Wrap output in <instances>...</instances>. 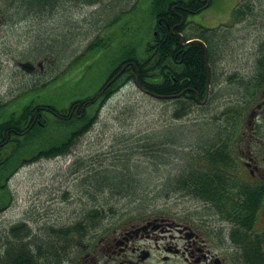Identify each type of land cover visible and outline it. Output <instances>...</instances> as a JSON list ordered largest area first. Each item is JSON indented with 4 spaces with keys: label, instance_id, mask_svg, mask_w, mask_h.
<instances>
[{
    "label": "rangeland",
    "instance_id": "obj_1",
    "mask_svg": "<svg viewBox=\"0 0 264 264\" xmlns=\"http://www.w3.org/2000/svg\"><path fill=\"white\" fill-rule=\"evenodd\" d=\"M236 2L212 0L209 7L189 14L186 34L200 31L198 27L229 24ZM151 3L152 0H96L94 4L76 8L66 4L59 9L58 17L46 20L0 17V103L7 101L0 107V123L11 114L18 115L29 104H50L63 110L73 100L90 98L124 59V52L135 49V55L143 57L146 43L154 35ZM97 37L106 40L103 42L106 47L87 52L68 66ZM225 45L223 52L228 53L232 44ZM26 61L35 66L32 73L19 68L18 64ZM224 62L227 72L231 71L230 61ZM40 65L41 70L36 67ZM94 108L89 105L86 112L91 114ZM172 110V101L140 93L132 80L113 90L104 104H99L90 130L68 147L70 155L18 167L7 183L12 195L8 204L5 189H0V208L7 204L0 210V232L5 228L8 231L10 225L19 221L29 223L32 235L40 234L43 227L55 221L65 225L74 222L93 205L90 188L82 178L89 177L88 168L110 174L120 171L143 182L142 188L134 190L131 196L113 200L115 210L122 216L168 215L184 209L185 199L177 192L169 194V178L183 172L180 167L194 150L201 155L204 146L215 141L217 130L211 118L202 117L196 107L181 120L172 119ZM47 121L42 136L20 148L16 160L27 159L32 152L63 135L62 122L49 116ZM147 144L155 152L165 149L159 153L165 157H153L154 152L146 154ZM10 153V147L0 152L3 172L8 165L3 158ZM192 157L198 159L197 154ZM108 192L97 196L99 204L109 200ZM32 218L37 222H32Z\"/></svg>",
    "mask_w": 264,
    "mask_h": 264
},
{
    "label": "flooded vegetation",
    "instance_id": "obj_2",
    "mask_svg": "<svg viewBox=\"0 0 264 264\" xmlns=\"http://www.w3.org/2000/svg\"><path fill=\"white\" fill-rule=\"evenodd\" d=\"M0 17H28L23 0L22 4L0 0ZM216 28L214 37L208 38L216 41L217 34L219 45L210 54L207 45L204 50V88L198 93L180 85L179 94L164 96L168 101L191 100L192 92L191 101L202 117L223 122L216 127L212 145L222 152L191 160L199 163L197 171L212 172L213 196L183 189L180 197L185 208L180 211L139 217L105 215L95 232L90 229L85 237L74 239L76 245L65 264H250L246 262L250 256L264 264V0H237L229 24ZM225 43L232 44L228 53L223 52ZM176 57L172 61L179 65L182 55L179 61ZM225 59L231 71L227 72ZM124 73L132 75L127 69ZM84 104L70 102L64 118L56 119H81L91 103L82 110ZM40 112L33 111L35 124H44ZM208 163L214 167H207ZM183 169L188 171L187 163ZM9 180L10 173L5 185ZM6 192L10 198L7 188Z\"/></svg>",
    "mask_w": 264,
    "mask_h": 264
},
{
    "label": "trees",
    "instance_id": "obj_3",
    "mask_svg": "<svg viewBox=\"0 0 264 264\" xmlns=\"http://www.w3.org/2000/svg\"><path fill=\"white\" fill-rule=\"evenodd\" d=\"M95 1L96 0H23V6L28 13V17H31L30 19L32 21H37L54 17V11H56L58 7H64L67 3L73 4L74 8H76L81 4H94ZM209 1L211 2V0H200V2L198 0H152L151 15L155 19L153 27L155 34L152 35L146 43L143 50L144 56L137 57L135 55V49H129L127 52H124V59L121 60L117 68L119 69L122 67L121 65L133 62L136 66L140 86L156 95L170 96L179 94L181 91L180 85L194 89L199 93L200 90L204 88L206 81V69L204 66L205 48L201 43L194 41L187 45H182V43L189 39L184 34L187 24L183 22V20L189 14L200 11ZM19 2L22 4V0H19ZM19 19L27 20L26 17H20ZM114 22L115 19L108 23L113 24ZM108 23H106V25ZM199 29L201 30L196 32L192 38L203 39L210 54L211 51L216 50L219 45L216 42L217 37H215L216 41H212L208 37L213 38L214 36L212 35H214V32H211L207 37L205 32L208 29ZM181 35L183 37H181ZM97 38L95 41H92L74 61L79 60L80 57L82 55L84 56L87 52L94 51L100 47H106L103 44L106 40ZM175 55H177V61L180 60V56L182 55V61L179 65H176V61H172ZM54 57L58 59L55 54ZM115 71L113 70L107 79H110ZM128 80H130V77L124 74L119 82H121L120 84L123 82L127 83ZM169 82H171V85ZM116 87L117 85L114 84L108 89L100 105L104 104L107 98L111 96L112 91L115 90L113 88ZM95 95L96 93L92 98ZM189 96L190 99L193 100L191 97L193 96L192 92L189 93ZM84 100H77L76 102L83 103ZM191 100L188 98L174 99L172 101V119L181 120L192 108L193 101ZM5 104L6 103H0V107L5 106ZM46 107L59 113L58 109L53 105L47 104ZM35 108V104H29L25 106L18 115L11 114L6 120L0 123V152L2 148H4L1 146L5 141L6 133H10V141L8 144L11 142L15 143L12 146V153L6 158H3L8 161V165L4 172V165L0 166V173L2 172L0 174L1 178H6L9 173L13 172L24 163L37 161L41 158L51 159L56 156L66 155L69 152L68 147L70 144L90 130V127L95 121V114L97 111V108H94V111L89 114L85 110L81 119L71 118L62 121L64 129L61 127L60 133H63V135L59 139L44 148L35 150L27 159L16 160V154L19 149L26 148L33 140L40 138L42 136L41 132L48 126L49 122L47 120L43 128L37 125L30 126ZM12 131L21 134L24 141L20 143L19 138L17 139V137H15L16 135L12 134ZM212 145L213 143L211 141V143L206 144L203 149L201 148V155L197 150L192 149L191 151H194L189 154V159H194L192 157L194 154H197L198 158H212L215 157L217 153L222 152L220 149L212 148ZM144 148L147 151L146 154L154 152L155 154H151L153 157H165L159 155L160 151L165 149H160V151L156 150L155 152L148 144L144 145ZM188 162L192 163V169L199 166V163L192 161ZM184 164L185 163L180 167L183 171L181 174L169 178L171 179V183L170 181L168 183L171 189L169 194L186 189L195 193L199 191L203 192L205 193L203 197L206 196L210 198L213 196L211 193L212 190H214V181L211 178L212 172L206 173L202 170H200L202 172L199 173H196V171L190 172L188 165V171L185 172L183 169ZM75 165H77V163H75ZM207 167H214L213 163H208ZM81 168L77 167L78 170ZM85 172L86 171H84V173ZM89 173V177L85 179V177L82 176V178L83 183L86 182L87 187L90 188L88 192L91 195V202L93 203L91 208L84 210L82 213L80 212L81 215L74 222H70L67 225L64 223L58 224L56 223L57 221L52 222L49 226L43 227L40 230V234L37 235H32V230L27 225L29 223L26 224L24 221L16 222L8 231H5V228L3 232H0V264L67 263L69 261V250L72 249V245H76L74 239L85 237L87 231L90 229L95 232V230L99 228L100 223L104 220L105 215L118 213V211L115 210L114 199L123 196H131L134 190L141 189L143 186V182L132 180L120 171L110 174L109 172L89 168ZM132 188L133 190H131ZM169 188L166 187L167 191L170 190ZM107 190L109 191V200H103V203L99 204L97 196L106 193ZM121 193L123 194L119 196ZM166 193L165 191V194ZM7 204L1 206V208ZM104 204L105 206H103ZM31 221L36 223L37 219L32 218ZM254 254L255 253H253V255ZM257 259L256 256H250L246 258V262L258 264Z\"/></svg>",
    "mask_w": 264,
    "mask_h": 264
},
{
    "label": "water",
    "instance_id": "obj_4",
    "mask_svg": "<svg viewBox=\"0 0 264 264\" xmlns=\"http://www.w3.org/2000/svg\"><path fill=\"white\" fill-rule=\"evenodd\" d=\"M20 67L23 69V70H25V71H27V72H30V71H32L33 70V66L30 64V63H22V64H20ZM121 73V72H120ZM119 73V74H120ZM118 74V75H119ZM117 75V76H118ZM114 80V79H113ZM112 82V81H111ZM109 84V83H108ZM135 85H136V87H137V89L140 91V92H142V93H149L147 90H144L141 86H140V84H139V82H138V78L136 77V80H135ZM155 96V95H154ZM156 97H159V96H156Z\"/></svg>",
    "mask_w": 264,
    "mask_h": 264
},
{
    "label": "bare ground",
    "instance_id": "obj_5",
    "mask_svg": "<svg viewBox=\"0 0 264 264\" xmlns=\"http://www.w3.org/2000/svg\"><path fill=\"white\" fill-rule=\"evenodd\" d=\"M143 55V54H142ZM80 248V247H79Z\"/></svg>",
    "mask_w": 264,
    "mask_h": 264
}]
</instances>
